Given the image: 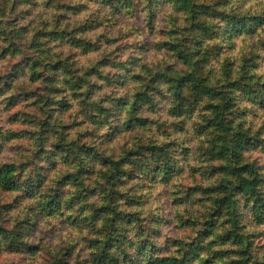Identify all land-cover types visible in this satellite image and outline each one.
<instances>
[{"label":"rangeland","instance_id":"rangeland-1","mask_svg":"<svg viewBox=\"0 0 264 264\" xmlns=\"http://www.w3.org/2000/svg\"><path fill=\"white\" fill-rule=\"evenodd\" d=\"M4 1L0 26L27 24L29 40L39 32L36 44L62 54L56 65L33 67L36 47L0 32V167L16 164L11 185L0 184V264H157L162 255L160 264H264V0H244L241 14L257 18L239 26L214 0H192L191 19L156 0L152 24L142 8L140 26L135 15L98 16L96 0H18L16 13ZM53 12L60 21L47 26L43 17ZM86 17L93 18L80 22ZM52 26L77 43L57 41ZM181 46L212 73L198 90L181 72ZM222 62L237 98L219 87L223 71L210 68ZM15 67L18 76L7 77ZM179 78L185 89L175 87ZM145 84L154 105L138 115L148 114L150 127L134 116L123 123ZM57 88L69 94L63 120ZM115 162V182L107 183ZM247 164L259 181L234 208L219 200L229 193L222 174L237 181ZM235 215L245 244L226 237Z\"/></svg>","mask_w":264,"mask_h":264},{"label":"trees","instance_id":"trees-1","mask_svg":"<svg viewBox=\"0 0 264 264\" xmlns=\"http://www.w3.org/2000/svg\"><path fill=\"white\" fill-rule=\"evenodd\" d=\"M31 0H24L23 2H30ZM99 4V8L98 9V16L100 17H105L107 14H111L112 17H114V22L120 17V15H124L126 16H130V15H135L133 18H135V20L133 21L134 25H141V21L139 19V12L142 8H145L147 10V12H149V14L147 16H145V19H147L148 24H152V19L154 17V11H155V1L156 0H96ZM161 1L164 0H160ZM170 1V5H172V10L174 11V13H183L185 14V17H190L193 18L196 16V3L192 2V0H169ZM45 2L50 4L49 0H45ZM231 2H233V0H214L212 6H217L219 7V5L222 6L223 8V13H226L227 11H229L231 13V20L232 23L230 26H239L243 23H249L248 19H252V18H257L255 17L254 14H251L250 17L247 19L245 17L243 12V9H240V6H242V4L245 2L244 0H236V7H237V12H235V8H234V4H231ZM21 4L20 1L18 0H5L3 3H1L2 8H4L5 11L10 10V11H16L17 7H19V5ZM231 4V6H230ZM80 4L75 3L72 4V9H80ZM68 7V6H67ZM25 7H22L21 9H25ZM203 8L208 10V4H203ZM28 9V8H27ZM16 13V12H15ZM129 14V15H128ZM188 15V16H187ZM60 16H62L61 13H56L53 12L51 14L50 17H43V22H48V24H46L47 26L50 25V23L52 22H58L60 21ZM90 18L93 17H86V19H81L80 22L82 21H89ZM128 24V22L126 23ZM4 26H0V32H2V34L10 37V41L15 38H22L24 37L29 46L31 47H36V55H33V62L32 65L33 67H36L37 65L39 66L42 62L45 63H50L52 61L55 62V65L57 63H59L60 60L59 57L62 54L61 50L59 51H53L52 50V46H39L38 44H36V35L39 32H36L35 36L32 37V40H29L30 35L27 32V24H24V26L20 25V24H15L14 26H8L6 23L3 24ZM116 26H120V25H116ZM227 26L228 23H227ZM54 28V30H52L50 33L51 35H54V37H56L57 41H63L62 39H67V41H69L70 44L75 45L77 43V40L73 37V36H67L66 37V33L67 31L64 28H56V26H52ZM52 28V29H53ZM78 30L81 29H87V26H78L77 28ZM196 42L198 43L199 40L196 39ZM150 43V42H148ZM10 45H12L13 48H15V50L17 49L16 47L19 45L17 43H12L10 42ZM88 45V42L85 43L84 47H86ZM158 45V44H157ZM159 46V45H158ZM181 50H179V54L178 56H180L179 58L182 60L183 64H185V70L181 71L182 73H187V79L193 78L194 82H195V90H198L200 85L202 84L203 80L208 79L210 75H212V73L209 70V74L206 73H202L201 72V68L202 66L200 65V58L199 59H195L194 57L191 56V51L189 49H187L185 46H181ZM53 49L55 50L56 48L53 47ZM243 60H247V58L243 59ZM15 65V64H14ZM13 65V66H14ZM214 68L216 69V71L220 72L223 71V74H217V79L219 81V87H224L228 90H225V94L227 95H231L233 94L235 97L237 98V94L235 93V84L233 83V80H229L230 79V72H231V68L228 64V62H222V65H220L219 67H215L213 64H211L210 68ZM12 68L7 74L6 76L9 78H14L16 74V76H18L19 71L18 69ZM209 68V69H210ZM218 68V69H217ZM73 66H72V70H73ZM220 70V71H219ZM235 70H233L234 72ZM35 73V69L32 70V74ZM206 75V77H205ZM261 76V74H259ZM225 77V79L223 78ZM49 80V79H48ZM174 85L176 88L179 89H185V82L180 81V78L178 80H174ZM81 83L77 82V86H80ZM19 88L23 87L22 85H18ZM150 87L151 85L145 84L143 86V89H139L136 90L132 93L131 98L129 100L130 103V111L132 113V115L127 116V119H124L122 122L126 124H128V121L132 120L133 116L134 119L137 120V122L139 123V125H141L142 127H150V123L152 122L151 119L149 118L148 114H146V117L143 116H139L138 115V111L140 112H147L151 109V106L154 105V95L150 92ZM18 88V89H19ZM57 93L58 91H61V97L58 101V104L61 106V110L60 113L62 112V110L64 111L65 109H67L68 106V92L67 90H64V88H57ZM243 91H241V94H243ZM206 92L209 93L210 95L215 94V92L213 91V89L211 88H206ZM95 103V102H93ZM87 104L89 105V107L92 106V102L89 100V102H87ZM134 113V114H133ZM63 112L59 115V118H61V120H63ZM229 119L222 116L221 117V122H220V126H222L221 131L223 132V134L226 131V128H223L224 126H226L227 124H229ZM220 134V136L225 139L228 140V138L226 137L229 134ZM43 136H40V140L43 141ZM242 137V136H241ZM240 137V140L242 139ZM250 138V137H249ZM245 139H248V136H245ZM245 139H242V141H245ZM253 142V138L250 139V143ZM81 147V146H80ZM79 145L78 148L80 149ZM78 151L75 150V153H77ZM96 152L98 153V150H96ZM232 153H236V151L234 150V146L231 149ZM79 155V156H77ZM102 155L101 154L99 156V158L102 160ZM76 157L78 159V161H81L83 154L81 152H78V154H76ZM97 158V157H96ZM72 159V157L70 158ZM118 162H115L112 168H110V172H108L105 176H103L102 178L104 179L105 182L109 183V181H112L111 184H113L115 182V175H114V168L117 165ZM80 164V162H79ZM247 166H249V164H247ZM80 167H83L82 165ZM87 167V166H86ZM249 170L245 171L244 174H241L240 176L238 175L237 177V181L233 180L231 175H228L226 172H224L222 174V177H225L229 183V193L227 194V196L224 198L223 196H219V200L223 201V200H228L231 204L232 207H236V204L238 202V200L240 199L241 196L239 193L240 192H245L247 190L251 191V193H254L255 187L257 186V183L259 181V177L256 175L255 173V169L252 167V165L249 166ZM16 168V164L14 162H10V163H5L3 166L0 167V184L3 186H10L11 182H13V172ZM247 168V167H246ZM245 168V169H246ZM87 169V168H85ZM235 170H241L240 168L238 169H232V171ZM12 172V174H11ZM78 169H75V171L71 172L73 173L72 175L75 178H78ZM221 181V180H220ZM242 188V189H239ZM240 230V225H238V222L236 221V215L232 218V224H231V228L230 230L226 233V237L228 238H232L234 239V241L236 243H240V244H245L246 241V234L244 232L239 231ZM242 230V228H241ZM166 257L165 256H158L154 259V262L157 264L163 263L166 261Z\"/></svg>","mask_w":264,"mask_h":264}]
</instances>
